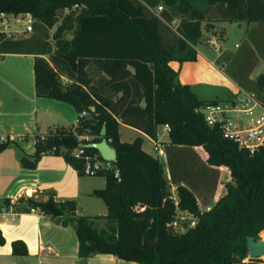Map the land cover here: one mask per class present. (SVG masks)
<instances>
[{
    "label": "trees",
    "instance_id": "trees-1",
    "mask_svg": "<svg viewBox=\"0 0 264 264\" xmlns=\"http://www.w3.org/2000/svg\"><path fill=\"white\" fill-rule=\"evenodd\" d=\"M190 1L0 0V11L33 17L25 37L0 33V49L6 44L2 51L34 54L36 95L86 111L72 127L35 134L31 154L10 139L0 140V150L12 144L20 166L33 168L40 154L53 146L51 152H61L81 173L82 160L71 153L79 142L76 136L87 133L92 135L90 142L98 141L103 125L115 152L111 167L97 173L104 176V187L90 192L104 201V215H75L74 201L56 200L52 190L44 200L17 199L19 209H38L62 224L71 223L80 259L111 253L138 264H264L259 259L243 261L245 236L257 239L264 229V145L249 152L224 138L219 128L209 127L199 107L217 99L197 97L168 64L172 50H185L179 61L194 58L188 45L200 37L201 21L251 23L223 72L237 86L254 91L264 104V0H205V9ZM73 4L77 7L71 8ZM173 18L178 19L175 25ZM259 57L263 68L252 76ZM119 123L153 140L161 126L168 125L162 142L167 175L159 158L141 147L140 135L119 139ZM84 151L97 153L86 143ZM219 165L227 168L229 181L210 204ZM194 169L202 180L208 178L206 185L192 181ZM178 211L192 219L188 224L181 221V230L174 228ZM97 219H103L101 225ZM10 245L13 254L26 253L21 239Z\"/></svg>",
    "mask_w": 264,
    "mask_h": 264
},
{
    "label": "crops",
    "instance_id": "crops-1",
    "mask_svg": "<svg viewBox=\"0 0 264 264\" xmlns=\"http://www.w3.org/2000/svg\"><path fill=\"white\" fill-rule=\"evenodd\" d=\"M190 4L199 9H205L208 5L205 0H191ZM20 15L22 13H9L7 29L11 31V35L5 37L21 38L20 34L26 33L21 31L22 28L16 30L10 27L13 23H22L18 19ZM177 21V18H173L172 25ZM231 22L235 24L236 29H241L242 23L251 24L243 20L201 21L200 37L194 44L188 45L194 52V58L179 61L177 57L184 56L185 50H172L173 56L168 59V64L177 71L178 81L189 85L196 96L201 90L200 85L217 89L231 82L234 87L227 89L226 97L238 88L223 72V65L233 52L221 45L223 34ZM216 30L220 36H211ZM208 39L216 40L219 49L208 43ZM236 43L238 42H234L233 47ZM5 46L6 44L2 45L0 49V137H13L12 141L20 150L31 154L35 134H41L48 128L74 126L77 111L65 101L36 95L32 73L34 54L2 51ZM62 79L64 80L63 77ZM121 126L129 130V133H126L128 139L140 135L141 147L146 152L157 155L159 160H164V153L157 154L153 149L154 140L136 128L119 123L120 140ZM163 135L166 134L162 133L156 138L160 148L162 142L167 140V135ZM145 144H151L153 152ZM221 166L223 165L218 166V170ZM163 170L164 175H167L164 165ZM225 181H229V177ZM104 184L103 175L78 172L64 159L61 152L41 153L33 168H24L20 166L12 144L0 150V234L3 238L0 243V264H138L111 253H94L80 259L77 256V239L71 223L62 224L59 218L51 217L38 209L22 210L16 206L20 196L44 200L47 191L52 190L56 200L74 201L75 215H104V201L90 194L93 189L104 187ZM218 186L219 182L215 186L210 204L224 192L223 187ZM102 220L96 221L101 225ZM16 238L24 242L26 253L11 252L10 242Z\"/></svg>",
    "mask_w": 264,
    "mask_h": 264
},
{
    "label": "built area",
    "instance_id": "built-area-1",
    "mask_svg": "<svg viewBox=\"0 0 264 264\" xmlns=\"http://www.w3.org/2000/svg\"><path fill=\"white\" fill-rule=\"evenodd\" d=\"M77 7L73 4L71 8ZM160 6H156L159 10ZM67 11V9H65ZM8 16L9 13L0 11V33L4 35H11L8 30ZM19 21L23 23L21 31L30 32L32 30L33 17L29 13H22L18 17ZM208 43L219 49V44L214 39H208ZM199 111L203 120L209 127H217L221 131L224 138L234 141L238 147L245 148L249 152L257 150L264 145V104L257 97L256 93L251 90H246L238 86L229 96L222 100L209 101L200 105ZM86 114L85 110L77 111V118ZM169 127L164 123L157 136L162 133H167ZM41 137V136H40ZM78 145L71 152L74 156L81 158V173L87 175H95L102 169L111 167L108 160H104L98 153H86L84 151V144L89 140V136L83 134L78 138ZM10 139L13 137H0V140ZM84 139V142L80 140ZM53 146L45 151L51 152ZM153 149L157 154H162V149L154 140ZM112 161V160H111ZM114 176H117V169H114ZM251 259H259L260 263L264 259L251 258L248 254L243 258V261Z\"/></svg>",
    "mask_w": 264,
    "mask_h": 264
},
{
    "label": "rangeland",
    "instance_id": "rangeland-1",
    "mask_svg": "<svg viewBox=\"0 0 264 264\" xmlns=\"http://www.w3.org/2000/svg\"><path fill=\"white\" fill-rule=\"evenodd\" d=\"M74 12H76V11H74ZM65 13H66V11H64V10H63V12L61 11V14L58 16V19L60 20L62 18L63 14H65ZM232 23L233 22H231L230 24L228 23L229 26L225 30L224 34H223V41L222 42L220 41V42H221V45H222L223 48H226V49L234 51L236 46L238 45V43L244 38V33H245V30H246L248 25H246V24L244 25L242 23L241 29H236L235 24H232ZM22 26H23V23H20V24L13 23V24H11L10 27L12 29H16L17 30V29H21ZM53 29H54V26L49 28V31H48L49 35L53 32ZM30 32H26L24 34H20V36L21 37H25V36L29 35ZM64 33H65V37H67V38L70 37V35H71L69 30L68 31H64ZM211 34H213V35H211L213 37H219L220 36V33L217 30L213 31ZM207 37L210 38L209 35ZM48 38H50V36ZM234 42H238V43H236L234 45L235 47H233ZM262 68H263L262 58L259 57L257 62H256V64H255V67L253 68V71L251 72V75L252 76L255 75V73H257L258 71L262 70ZM233 87H234V85L231 82H229V83L227 82V85H225L224 87H217V89L214 88V87H210L208 85H200L199 89H201V90L199 91V93H197L198 94L197 96L199 98H204V99H213V98L217 97L219 100H222V99L226 98L227 89L231 90ZM120 130H121V139L122 140H130L131 139V138L128 139V135H126V133H129V130L127 128L121 126ZM83 134L89 136V140L87 142H90V138H91L92 135H89L87 133H79L78 134V138L82 137ZM163 137H166V135H163ZM145 145L147 147H149V149L153 152L151 144H149V146L147 144H145ZM197 150L201 153V155H204L203 154V150H202L201 147H197ZM73 151H74V148L71 150V152H73ZM155 156H157V155H155ZM160 160L162 161L163 165L166 168L165 161L163 159H160ZM218 171L220 172L218 174V178L219 179L217 181V182H219V186L218 187L219 188L223 187V190H225L224 183L226 182L225 180L229 177L228 170H227V168L225 166H221ZM198 172H199L198 169H194L193 170V174L194 175H192V181H194V182L197 181V182H200V183L206 185L207 181H208V178L206 180H202L198 176V174H197ZM191 174L192 173H190V175ZM178 215H179L178 217L180 219L178 218V222L174 226V228L177 229V230H181L182 226H179L180 222L184 221L185 224H188V223H190L192 221V219H191V217L188 214H185V213H178ZM258 238H263L264 239V229H261L258 232ZM258 258L264 259V254L260 255V257H258Z\"/></svg>",
    "mask_w": 264,
    "mask_h": 264
},
{
    "label": "water",
    "instance_id": "water-1",
    "mask_svg": "<svg viewBox=\"0 0 264 264\" xmlns=\"http://www.w3.org/2000/svg\"><path fill=\"white\" fill-rule=\"evenodd\" d=\"M100 139L98 141H92L86 143L87 146H91L97 150V153L104 160H114L115 152L113 147L107 142L104 137V126L102 125L99 130ZM245 248L248 256L251 258H258L260 255L264 254V239L258 238L253 239V237L245 236Z\"/></svg>",
    "mask_w": 264,
    "mask_h": 264
}]
</instances>
